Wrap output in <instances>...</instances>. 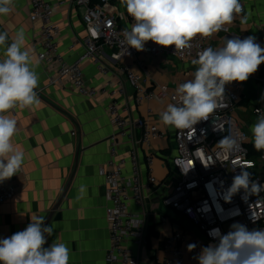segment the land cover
Listing matches in <instances>:
<instances>
[{
    "label": "crops",
    "instance_id": "obj_1",
    "mask_svg": "<svg viewBox=\"0 0 264 264\" xmlns=\"http://www.w3.org/2000/svg\"><path fill=\"white\" fill-rule=\"evenodd\" d=\"M45 1L54 8L53 22L59 28L56 36L58 51L70 63L84 51L82 38L86 31L82 21L83 8L74 5L72 0H65L60 6L57 0ZM240 2L243 12L229 24L227 33L213 34L211 44L222 47L225 37L244 39L254 36L264 48V0ZM116 4L119 9L125 8L121 0H112V5ZM243 17H246V21L242 23ZM18 30L25 32V46L38 59L40 28L38 22H31L29 18L28 0H14L12 12L0 16V32L8 33V43ZM3 51L0 48V59L3 58ZM111 53L109 48H103V63L120 65L119 61L110 57ZM138 58L140 63L134 60L131 66L140 76L141 84L154 89L156 93L152 99L136 104L134 90L125 82L124 94L116 100L125 108L123 114L131 122L136 143L141 133V128L135 124L139 119L152 118L166 132V136L153 142V174L157 185L147 184V168L140 158L146 197V244L138 246L131 239L125 240V246L139 259L140 264H147L151 259L165 257L164 241L176 229L202 238V233L182 214L161 204V198L175 182V176L167 159L172 129L163 125L160 119V113L171 102L161 96L157 89V85L163 84L168 86V90H176L180 84L193 78L197 66L163 54H139ZM38 61L36 71L40 79L35 91L40 104L31 110L14 109L11 112L18 127L13 143L24 150L25 159L21 171L14 175L17 186L14 197L0 205V239L24 230L32 217L43 216L45 226L52 225L54 228L53 234L46 236L45 247L55 241L65 243L70 249L69 264H105L109 236L104 213L107 201L103 169L109 159L108 138L113 130L107 107L114 99L108 93L95 98L79 96L67 83L51 82V71ZM81 71L85 82L94 88L110 90L118 85L119 78L115 71L102 74L91 59L83 60ZM241 84L240 100L233 113L247 131L250 138L248 144H251L250 127L258 118L253 108L264 103V63ZM148 109H151L149 114ZM130 145V141L124 139L120 144V153L127 154ZM137 151L141 157L145 153L140 142L137 143ZM261 154L264 151H260ZM255 171L264 174V162L259 163ZM124 173L130 174L128 164ZM81 185L86 188L82 197L79 191ZM129 210L142 217L143 209L130 204ZM188 257L186 254L182 264H198V260L190 262Z\"/></svg>",
    "mask_w": 264,
    "mask_h": 264
},
{
    "label": "built area",
    "instance_id": "obj_2",
    "mask_svg": "<svg viewBox=\"0 0 264 264\" xmlns=\"http://www.w3.org/2000/svg\"><path fill=\"white\" fill-rule=\"evenodd\" d=\"M29 18L38 22L40 28L41 49L37 58L51 71V82L67 83L75 94L86 98H95L104 93L113 98L107 107L113 130L108 138L109 159L103 169L105 178L104 196L107 204L104 207L108 227L109 244L105 253V264H140L125 246V240L131 239L138 246L146 244V228L144 210L145 185L141 179L140 158L147 168V184L157 185L153 174L155 153L153 142L166 136L152 118L137 120L136 126L141 128L137 143L144 146L145 153L141 157L137 151L136 140L133 139L131 122L124 116L125 108L120 106L117 97L124 94V84L128 82L134 90V102L142 104L152 99L156 91L148 89L140 82V76L131 66V61L139 62V54L166 55L179 62L192 63L201 51L207 47L219 48L211 44L212 36L195 37L191 47L182 52H175L174 46L167 48L152 41L145 44L144 51L129 48L124 40V31L130 30L135 21L128 15L126 8L119 9L112 5V0H72L74 5L83 8L82 21L86 35L82 38L84 51L72 62H66L58 51L56 36L59 28L53 22L54 8L45 0H28ZM65 0H57L63 5ZM242 4V3H241ZM239 16V15H238ZM229 25H225L227 33ZM112 50L110 57L120 62L113 66L102 61L103 48ZM91 59L102 74L115 71L119 81L115 88H94L88 85L81 71L83 60ZM126 60V61H125ZM140 63V62H139ZM167 85H157L158 93L177 103L175 90H168ZM241 82H232L225 86L224 96L219 100L216 109L208 120H202L193 128L176 129L169 126L170 154L168 163L173 167L175 182L161 198V204L182 214L201 233L202 238L194 237L182 229H176L164 241V258L151 259L147 264H182L189 255L190 262H195L202 247L215 243L210 235L213 230L226 234L234 223L246 225L249 230L264 228V187L254 194L246 195L244 190L226 201L227 189L233 177L246 169L253 171L251 179L264 186V174L257 173L255 168L264 162V154L258 159L249 156L247 144L249 135L243 125L235 118L234 110L240 100ZM264 112V103L253 108ZM151 109H148V114ZM232 135L238 144L230 154L224 153L217 142L224 136ZM126 139L131 145L127 154L120 153V144ZM194 162V165H193ZM130 174L124 173L126 165ZM209 165L207 168L203 165ZM17 186L14 176L0 183V205L10 201ZM130 204L142 210V217L129 210ZM196 247L189 251L188 245Z\"/></svg>",
    "mask_w": 264,
    "mask_h": 264
},
{
    "label": "clouds",
    "instance_id": "obj_3",
    "mask_svg": "<svg viewBox=\"0 0 264 264\" xmlns=\"http://www.w3.org/2000/svg\"><path fill=\"white\" fill-rule=\"evenodd\" d=\"M129 16L135 21L124 31L129 48L144 51L148 41L162 46H174L175 52L191 47L199 36L207 38L225 30L236 16L243 12L240 0H121ZM14 0H0V16L13 10ZM246 17L242 18V23ZM7 32H0V183L17 175L24 164V150L14 145L18 133L14 109H29L40 104L35 91L39 86L36 67L38 59L25 46L26 36L18 30L8 43ZM264 63V48L254 36L224 38L219 48L207 47L192 64L197 68L193 78L175 90L177 103H169L160 113L163 125L176 129H190L202 120H208L224 96L225 86L236 81L245 82ZM258 118L250 127L252 144L256 151H264V112L257 109ZM226 154L235 151L238 141L232 135L217 142ZM194 165V162H193ZM206 168L209 165L203 164ZM262 187L251 179V173L241 169L233 177L225 199L241 189L246 195ZM80 196L85 186L80 187ZM53 226H45L43 216L32 217L27 227L10 237L0 239V264H69L70 249L63 242L45 247L46 236L53 234ZM215 243L202 247L196 259L198 264H264V228L249 230L246 225L234 223L230 231L210 233ZM196 247L188 245L189 251Z\"/></svg>",
    "mask_w": 264,
    "mask_h": 264
},
{
    "label": "trees",
    "instance_id": "obj_4",
    "mask_svg": "<svg viewBox=\"0 0 264 264\" xmlns=\"http://www.w3.org/2000/svg\"><path fill=\"white\" fill-rule=\"evenodd\" d=\"M247 146V149H248V153H249V156L252 157V158H255L256 156L260 155V151H256L255 148L253 147V144L249 143L246 145ZM251 173V175L254 174L253 171H249Z\"/></svg>",
    "mask_w": 264,
    "mask_h": 264
}]
</instances>
